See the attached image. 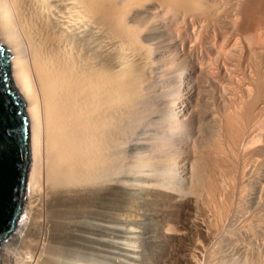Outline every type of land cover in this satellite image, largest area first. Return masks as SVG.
I'll list each match as a JSON object with an SVG mask.
<instances>
[{
  "label": "bare ground",
  "instance_id": "obj_1",
  "mask_svg": "<svg viewBox=\"0 0 264 264\" xmlns=\"http://www.w3.org/2000/svg\"><path fill=\"white\" fill-rule=\"evenodd\" d=\"M28 121L0 264H264V0H0Z\"/></svg>",
  "mask_w": 264,
  "mask_h": 264
},
{
  "label": "water",
  "instance_id": "obj_2",
  "mask_svg": "<svg viewBox=\"0 0 264 264\" xmlns=\"http://www.w3.org/2000/svg\"><path fill=\"white\" fill-rule=\"evenodd\" d=\"M8 58L0 48V243L20 220L29 166L28 121L9 80Z\"/></svg>",
  "mask_w": 264,
  "mask_h": 264
},
{
  "label": "rangeland",
  "instance_id": "obj_3",
  "mask_svg": "<svg viewBox=\"0 0 264 264\" xmlns=\"http://www.w3.org/2000/svg\"><path fill=\"white\" fill-rule=\"evenodd\" d=\"M30 165H31V164H30V162H29L28 169L30 168ZM27 174H28V171H27ZM26 184H27V183H26ZM26 187H27V185H26ZM26 195H27V194H26ZM26 195L24 196V200L27 198V196H26ZM22 206H23V205H22ZM21 215H22V214H21Z\"/></svg>",
  "mask_w": 264,
  "mask_h": 264
}]
</instances>
